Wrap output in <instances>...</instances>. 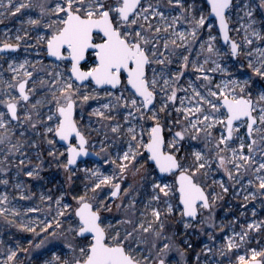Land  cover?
Returning a JSON list of instances; mask_svg holds the SVG:
<instances>
[{
    "label": "snow or ice",
    "instance_id": "1",
    "mask_svg": "<svg viewBox=\"0 0 264 264\" xmlns=\"http://www.w3.org/2000/svg\"><path fill=\"white\" fill-rule=\"evenodd\" d=\"M0 25V264H264V0H0Z\"/></svg>",
    "mask_w": 264,
    "mask_h": 264
},
{
    "label": "rangeland",
    "instance_id": "2",
    "mask_svg": "<svg viewBox=\"0 0 264 264\" xmlns=\"http://www.w3.org/2000/svg\"><path fill=\"white\" fill-rule=\"evenodd\" d=\"M5 23H9L8 21H5ZM3 28V25H0V29ZM43 176V180L39 181H32L33 185L36 186L37 191L46 190V189H55L59 185L64 183L65 176L62 171L57 170L55 166H52L51 168L45 169L44 172L41 174ZM229 197H225V201L221 202L222 207L218 208L217 211V218L223 217L225 215V212L227 211L226 207L223 205L226 204ZM194 244L199 243L198 240H196L195 237H193Z\"/></svg>",
    "mask_w": 264,
    "mask_h": 264
}]
</instances>
